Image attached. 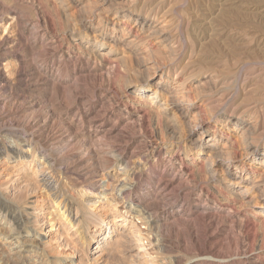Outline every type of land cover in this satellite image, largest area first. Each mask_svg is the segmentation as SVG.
<instances>
[{"label":"rangeland","instance_id":"obj_1","mask_svg":"<svg viewBox=\"0 0 264 264\" xmlns=\"http://www.w3.org/2000/svg\"><path fill=\"white\" fill-rule=\"evenodd\" d=\"M152 1L154 2V0H152ZM155 1L157 2V1H162V0H155ZM207 1L206 0H178V1H176V0L175 1L174 0H166L165 1L164 0L165 4H164L163 9L160 11L161 13H160L159 17H161V14L165 15L164 11H166V15L164 17V19L166 18L165 22H168V24L170 25L169 28H173V29L168 28L169 34H171L170 36L172 38V49L170 50L171 52L167 51L168 53L166 52L163 54L166 56L161 55L163 53L162 51H161V53L158 52L160 54V56L158 54V56H157L158 60L156 61L157 58H154V60L156 61V63H159V65H163L164 63H165V65L166 64L168 65L169 63L175 64V65L178 64L179 68L177 71L182 69L183 68L182 66L186 65V70L184 67L183 78L191 75V76H194V78H196V80L197 79L202 80L203 76L207 73L211 72L210 74H214L215 77H217L218 76L217 73L220 72L219 73L220 76H218L217 78L220 80V84H222L223 86L218 85V90L216 91L217 92L216 96L215 95L214 96L211 95L212 97L210 96V92H208V91H209V88L211 86H209V85H204L201 88H198V90H197V92L201 90L200 93H202V95H205V96H202V99H201L203 103H201L200 101L195 99V96L192 93V97H194V101H196V104H194V105L196 106V110L198 112H200L201 117H203V116L205 117L207 115V113H206L207 107L205 108V106H208V107L209 106H215L214 109H215L216 114L217 113L218 114L223 113L225 111L230 112V110L231 111L234 110L237 114L238 113L240 114L241 112H249V109L252 108L251 109L252 111L258 109L257 111L259 113V116H260V114L262 116V117L260 116L259 118L261 120H263V122H264V111H263L264 110L263 109L264 108V37H263L264 35H262L257 30L254 29V27H255L254 25H257V27H258L259 25L262 24V26H264V3H263L264 0H259V1L258 0H256V1L255 0H253V1L247 0V1L251 2L250 4H249V2H247L245 0H215L216 3L213 0L212 1L207 0ZM72 2L74 3V5H72V7L70 8V10L68 12V14L72 18L73 17L76 18L77 15L79 14V11L81 13L82 12H87V14L89 13L90 9H88V8H91L92 0H73ZM174 2H177V3L175 4ZM200 2L202 4H200ZM241 2H243L245 4H243ZM253 2L257 3V5L254 4ZM258 2L263 3V4H259ZM78 3H79V5H78ZM87 3H89V4H87ZM170 3H172V4L170 5ZM207 3L209 4V6ZM84 4L86 6H84ZM167 4H168V6H167ZM212 4H214V5H212ZM88 5H90V6H88ZM254 5H256V6H254ZM52 6H54V9L56 10V6L51 0L50 1L49 0H47V1L46 0H30V1L29 0H0V9H1L0 15L2 16V17L0 16V19H2V20H0V34H1L0 38L6 37L3 39V44L0 47V63H1L0 64V67H1L0 68V77H1L0 78V86H1V88H0L1 93L0 94L2 95V93H3L2 96L0 95V101H1L0 102V114L2 115V116L0 115V119L2 122L1 124L2 125L8 124V122L11 121V118L13 121L14 119L16 120L18 117L19 118L21 117L20 119L22 120V122L18 118L16 121L14 120L13 122L9 123V130L15 136H18L19 134H23L24 136L26 135L25 137H27L29 139L33 136L32 134H34L35 136H33V139L37 141V143H36V141H34L33 139H32L33 141L31 140L32 145H31L30 151H32V152H30V151L28 152L27 150H22V149H20L19 145L17 146V148L20 149L21 155H23V157H22L23 159H17L13 162H9L6 158V155L0 154V192H1L0 193V197H1L0 198V209L5 208L8 210V212H9L8 221L12 222L14 225L15 224L19 225V227H18L19 231L21 230L20 233L22 236L23 235L26 236L25 239H29V237L40 235V236H42L44 241L47 240V242H51L50 247H48L49 250L47 248V251H49L47 253L49 255H51V252H53L54 254L56 252L55 255H51V256H55L57 258L63 259V260H65V262H70V263L72 262L71 264H151L152 261L155 262L156 264H264V233L261 230L260 226L258 225V222H253L251 216L248 215V213L245 212L243 209L235 210L234 209L235 207L233 208L231 203H226L225 201L223 202L221 200L217 201L216 200L217 198H215L216 196H212L210 193H207L204 190L203 186H200V184H196L194 181H191V180H189L190 182L188 180H187V182H184L183 181L184 179L175 180L171 186H167L164 189L162 194L155 193V188L158 189L160 184H163V182H165L167 180L168 181L174 180L175 177H177V175H179L178 173H182L183 167L180 168V166H181L180 161L178 159L172 160L171 155L169 153H167V149L159 151L158 145H160V142H162V141L167 142V140H166L167 138L163 135L161 136L160 133L159 134L156 133L154 131V127L151 126V124L150 125L145 124V121L143 120L144 121L143 122L141 120V116H139L136 111H134L133 109H131L129 107H125L123 105L122 101L120 100V97H118L119 96V89H118L119 86L116 83V76H114L113 74L110 75L111 73L109 71H107V69H110L111 66H109L108 63L99 62L98 60H95V59L87 60L86 53H84V55H82L75 48H73L74 49L73 50L72 48L70 49L67 46L68 38H65L63 35L64 30L62 31V29H64V27L62 24V18H60L58 15H56L57 10L55 11L54 9H52L53 8ZM170 6L171 7L174 6V7H172V9L170 8L171 10L170 9L169 10L172 12L168 13L169 10L167 8H169ZM215 6L217 8L219 6L220 7L217 9ZM47 8L49 9V11H48L49 14L47 13ZM173 8H175V10ZM203 8H205V9H203ZM209 8H211V9H209ZM212 8H215V9H212ZM83 9H85L86 11L85 10L83 11ZM219 9H220V11H219ZM51 10H54L55 12L51 11ZM75 10H76V12H75ZM234 11L235 12L237 11V12L235 14H232L231 12H234ZM73 12H75V14L76 13L77 14L73 16V14H74ZM162 12H164V13H162ZM217 12L218 13L221 12L224 16L228 15L225 17L227 19L226 23H225L226 19L223 18V15L220 13L218 16ZM54 13H55V16H54ZM167 13H168V15H171V16H168ZM206 13L207 14L209 13V14L207 15ZM228 13H230V14H228ZM242 13L245 15H242ZM10 15L14 16L13 17L14 21ZM39 15H41V16H39ZM193 15H195V16H193ZM205 15H207V16H205ZM215 15L217 16V17H215V19L211 18V16L214 17ZM249 15H250V17H248ZM251 15H252V17H256V18H252ZM260 15H263V16L259 17ZM172 16H173V18H172ZM243 17H246L247 19L243 18ZM37 18L39 21L37 20ZM200 18L204 22H202ZM228 18H230V19H228ZM231 18H233V19H231ZM4 19H5V21H4ZM54 19L59 20V22L57 23V21H55ZM173 19H174V21L172 22ZM190 20H192V21H190ZM213 20H216L217 22H215ZM248 20H250V21H248ZM208 21L210 24L208 23ZM252 21H253V23H252ZM256 21H258V22H256ZM259 21H261V22H259ZM13 22L14 23L16 22V23L14 24ZM36 22H37V24H36ZM39 22H42V23H39ZM51 22L52 23L54 22V24H52ZM237 22H238V24H237ZM18 23H19V25H18ZM50 23L53 26H51ZM55 23L59 24L58 25V26H60L58 28L59 31L57 29H54V26H55V28L58 27L57 24L55 25ZM211 23H213V24H211ZM231 23H232V25H231ZM250 23L252 24V26ZM254 23H256V24H254ZM3 24L5 26L2 28L1 26H3ZM171 24H172V26L173 25L174 26L172 27ZM222 24H225V25H222ZM227 24L229 25V27L226 26ZM184 25H187V26L185 27ZM207 25H209V26H207ZM243 25L244 26L246 25V26L244 27ZM31 26H32V28H31ZM176 26H177V28H176ZM217 26H218V29H217ZM187 27H188V29H187ZM207 27H209V28H207ZM210 27L212 30L210 29ZM30 28L32 29L33 32L31 31ZM2 29H3V31H2ZM19 29H20V31H18ZM26 29H28V30H26ZM233 29H236V30L234 31ZM253 29L256 32H253ZM4 30H6V31H4ZM8 30H10V31H8ZM34 30H37V31H34ZM55 30L57 32H55ZM174 30L176 31L175 33H174ZM187 30H189L188 33H187ZM191 30H192V32H191ZM207 30H208V33H207ZM214 30H216V31H214ZM231 30H233V31H231ZM22 31H24V32H22ZM180 31L182 33H179ZM203 31H205L206 34ZM2 32H4L5 34ZM18 32H19V34H18ZM184 32H185V35H184ZM31 33H33L34 35H30ZM193 33H194V35H193ZM211 33L214 35H212ZM218 33L220 35H218ZM228 33H229V36H228ZM238 33L240 36L238 35ZM180 34H182V35H180ZM209 35H212V36H209ZM22 36H24V37H22ZM176 36H177V38H176ZM20 37H21V39H20ZM27 37H29V38H27ZM226 37H227V40H226ZM232 37H234L235 40ZM22 38H23V40H22ZM24 38L26 40H24ZM60 38H61V40H60ZM64 38H65V40H64ZM206 38L208 39V41ZM209 38L210 39L212 38L211 41L212 40L215 41V42L212 41V43L213 44L215 43L214 45L217 48L214 47V45L211 43ZM240 38L243 39L242 42H241ZM176 39L178 42L176 41ZM216 39H217V41H216ZM229 39H231V41H228ZM196 40H198V41H196ZM238 40L240 43L238 42ZM179 41H180V43H179ZM232 41H234V42H232ZM186 42L188 45L186 44ZM198 42H201V43H198ZM203 42H205V44H207L206 46H204V48H203V45H205V44ZM207 42L209 44L211 43L210 46L212 47V49L208 45ZM229 42L232 43V45L235 44L236 47L234 45L232 46ZM9 43H10V45H9ZM14 43H15V45H14ZM16 43H17V46H16ZM26 43H27V45H25ZM42 43H44V44H42ZM236 43L237 44L239 43V44L237 45ZM245 43L248 45H246ZM7 44H8V46H7ZM175 45H177L178 47L176 46L177 47L176 48ZM180 45H181V47H180ZM189 45L191 46L190 49H189ZM219 45H220V47H219ZM48 46H50V47H48ZM58 46H61V47H58ZM196 46L197 47L199 46V48H196ZM45 47H47V48H45ZM179 47H180V49H179ZM207 47H209V50L207 49L208 52L206 51ZM174 48H176L177 50ZM191 48H194V49H191ZM202 48L205 50H203ZM230 48H232L233 51ZM42 49H43V51H42ZM48 49H49L50 53H48L49 52ZM56 49H58V50H56ZM214 49L216 51L217 50L218 51L216 52ZM40 50L42 52L48 53L51 58L48 56V54L40 53L41 52ZM199 50H203V52L205 51L206 54L202 53V51L200 52ZM212 50H214V52ZM31 51H32V54H31ZM51 51H53V52H51ZM176 51H177V53L174 54V52H176ZM181 51H182V53H181ZM183 51H185V52H183ZM197 51H199L201 54L200 53L197 54ZM226 51H227V53H226ZM189 52H190V54H189ZM192 52H193V55L191 54ZM39 53H40V55H39L40 57L38 56ZM171 53H173V54H171ZM218 53L220 54V56ZM178 54H180V56ZM195 54H197V55H195ZM231 54L233 57L235 56L234 59L237 57L236 60H234V59H233L234 61L232 60L233 57L231 56ZM182 55H183V57H182ZM198 55H199V58H198ZM59 56H60V58H59ZM62 56L64 59L62 58ZM77 56H79V58ZM195 56H197V57H195ZM210 56H211V58H210ZM216 56H218V57H216ZM5 57H7V58H5ZM46 57H48V58H46ZM187 57H189V58L187 59ZM194 57L196 58V60ZM32 58L34 60H32ZM45 58H46V60H45ZM76 58H78V59H76ZM162 58L163 59L165 58V59L163 60ZM166 58L168 59L169 63L166 60ZM190 58H191V61L189 60ZM216 58H217V62L215 60ZM218 58H220V59H218ZM22 59H24V60H22ZM81 59H83V60H81ZM160 60H163V61H160ZM187 60L190 63L193 62L192 64H190L191 66L187 65L189 63ZM193 60H195L199 63L194 62ZM225 60H226V62H225ZM171 61H172V63H171ZM86 62H88V63H86ZM89 62H91V63H89ZM161 62H162V64H161ZM223 62H225L226 64ZM31 63H32V65H31ZM52 63H53V65H52ZM58 63H59V65H58ZM60 63H62V64H60ZM96 63L99 66L96 65ZM126 63L128 64V65L126 64V66H129L131 64L129 61H127ZM204 63H206L207 66H205ZM211 63L214 65L218 64V66H219V67L217 66L218 69H217L216 65L214 66ZM63 64H65V65H63ZM106 64H108V66ZM199 64L200 65L202 64L201 66L203 67V69H201L202 67L200 68ZM203 64H204V66H203ZM209 64H211L210 65L211 67L209 66ZM66 65H68V66H66ZM197 67H198V69H197ZM206 67L207 68L209 67L210 71H208V69ZM213 67H215L213 69V70L216 69L215 71H213L211 69ZM205 68L207 69L208 72L206 71ZM196 70H198V71H196ZM237 70H239V71H237ZM44 71H46V72H44ZM72 71H73V73H72ZM203 71H205V72H203ZM212 71L215 73L217 71L218 72L215 74ZM234 71L236 72V74ZM2 72L5 76L2 74ZM25 72H26V74H25ZM243 74H245V76ZM258 74H260V75H258ZM107 75L111 76V79L109 78V81H108ZM159 75H160V73H158V75L156 74L152 78L153 83H155L159 80ZM44 76H46V77H44ZM236 76L239 79H237ZM94 77L96 80L94 79ZM172 77H174V76H172ZM234 77L236 78V80ZM142 78H143V76H133V77H129L128 81L130 82V84H135L137 80L142 79ZM111 80H112V82H111ZM244 80L246 81V83ZM5 81H7V82H5ZM16 82H18V83H16ZM110 82H111V84H109ZM113 82L117 85H115ZM241 82L243 83V85H240ZM233 84H235V85H233ZM246 84H248V85H246ZM230 85H231V87H230ZM13 86H15V87H13ZM69 86H71V87H69ZM220 86H222L223 88H226V89L228 88V89L223 90V88ZM192 88L193 87H191V90L194 92L195 88H193V89ZM219 88H221V89H219ZM204 89H207V90H204ZM202 90L204 93L205 92L206 93L204 94L202 92ZM12 92H13V94H12ZM114 92L117 95H114ZM221 93L224 95H222ZM207 94H209V95H207ZM225 94H228L229 96L228 95L225 96ZM218 95H220V99H217V97H219ZM222 97H223V99H222ZM6 98H8V99H6ZM224 98H226V99H224ZM204 99H205V101H204ZM10 100L12 103L10 102ZM14 101H16V103ZM7 102H9L11 104H8ZM107 103H109V104H107ZM221 103H222V105L220 106ZM7 104H8V106H7ZM19 104H20V106H19ZM21 104L23 105L24 108L23 107L21 108V106H22ZM207 104H209V105H207ZM215 104L217 105V107ZM243 104H245V105H243ZM2 105L3 106L6 105L7 108L12 107L13 110H12V108L11 109L8 108L9 109V111H8L6 106L4 108ZM11 105H13V106H11ZM25 105H26V107H25ZM101 105H103V106H101ZM254 105H256V106H254ZM106 106H108V107H106ZM110 106H113V109ZM218 106H220V108ZM109 107H110V109H109ZM198 107H200V108H198ZM202 107L204 109H201ZM3 108H4V110H3ZM103 108L104 109L107 108L106 110H109V111H105V110H103ZM34 109H36V110H34ZM243 109L244 110L246 109V110L243 111ZM15 110L16 111L18 110L17 111L18 114L17 113L15 114ZM22 110H23V112H22ZM38 110H40V111H38ZM211 110H212V108H211ZM219 110H221V111H219ZM37 111L40 112V114ZM100 111L104 112V113H101ZM217 111H219V112H217ZM10 112H12V113L10 114ZM96 112H98V113L100 112L101 114L100 113L96 114ZM203 112H205V113H203ZM31 113L35 116H32L33 117L32 120L30 118L31 123H30V126L28 128L26 123H28L27 121L29 120ZM35 113H38V115ZM17 115H18V117H17ZM25 115H27V116L24 118ZM99 115H100V119L98 117ZM8 116H10V117H8ZM118 116H120V117H118ZM13 117H15V118L13 119ZM37 117H39V118H37ZM95 117L97 118V120ZM116 117H117V121H115ZM9 119H10V121H9ZM92 119H95V120H92ZM24 120H26V121H24ZM30 120H29V122H30ZM5 121H6V123H4ZM132 121L134 124L132 123ZM24 122H25L26 127L22 128V127H24L23 126ZM35 122H37V123H35ZM136 122H138V124ZM20 123H22V124H20ZM45 123H47V124H45ZM146 123H148V122H146ZM31 124L34 126H32ZM35 124L36 125L38 124L39 126L38 125L36 126ZM68 124H70V125H68ZM75 124H76V126H75ZM18 125H19V127H17ZM63 125L65 126V128ZM66 125L71 127V130ZM128 125H132V126H128ZM144 125L146 127H143ZM262 126H263L262 130L264 131V124H262ZM36 127H37V129H36ZM127 127L131 128V129H129ZM30 128H31V131H30ZM88 128H90V129H88ZM95 128H98V129L96 130ZM55 129H57V130H55ZM66 129L68 131H65ZM124 130H125V133L128 134L127 137H125V138H123V136L126 135V134H123ZM31 132H33V133H31ZM49 134H50V136H49ZM60 135L62 137H59ZM156 135H157V137H156ZM53 137H56V138L54 139ZM40 138H43V139H40ZM49 138H51V139H49ZM0 139H1V137H0ZM1 140H3V139H1ZM53 140H55V141L58 140V141H56V143L60 144L59 146H63L64 149L60 150V151L59 150L56 151L57 153L49 152L50 151L49 145L50 144L52 145L55 142ZM65 140H67V142ZM96 141H98V142H96ZM38 142H39V144H38ZM64 142H66V143H64ZM1 143H2V147H4L3 143L5 144V142L2 141ZM46 143H47V146H46ZM68 143L70 146H68ZM40 144L42 147L40 146ZM74 144H75V146H74ZM94 144H96V145L94 146ZM65 145L68 146L71 150H68L69 148L68 147L66 148ZM71 145H73V146H71ZM78 145H79V148L76 147ZM82 145H84V146H82ZM106 145H107V147H106ZM32 146H33V148H32ZM122 147H124V148H122ZM72 148H74V149L72 150ZM76 148H78V149L76 150ZM106 148H107V150H106ZM108 148H109V150H108ZM82 149L85 151H83ZM102 149H104V150H102ZM80 150H82V151H80ZM77 151H78V153H76ZM94 151L100 152V154L96 153ZM114 151H118V153H120V152L122 153V154L120 153L122 155L120 158V160H121L120 164L114 163V159L111 160L112 158H114V155H115ZM153 151H157V153L159 154L157 159L155 157L156 154L153 155ZM101 152H103V153H101ZM106 152H108V153H106ZM135 152H136V154H135ZM12 153L17 154V151L15 150ZM44 153H45V155L47 154V156L49 157L48 160H50L51 163L56 164V162H58V161L62 162V163L60 162V164H62V165L56 164V167H55L56 171L57 172L59 171L57 173L58 175L56 176L57 178H55V180L58 182L60 181L58 183V188H57L59 192L58 191H57L58 193L56 192V194H55L56 196L48 195V192L45 191V189H43V187L41 186L39 178L36 176V174L34 175V169H33L34 165H32L31 162L36 157L40 158L41 154H44ZM63 153H65V154H63ZM86 153H87V155L92 154V156L89 157L86 155ZM55 154L57 155V157ZM10 155H13V154H10ZM129 156L131 159L129 158ZM91 157H92V159H91ZM101 157H103V158H101ZM52 158H53V160H52ZM28 159H29V161H28ZM90 159H91V161H90ZM167 159H168V161H167ZM93 160L98 165H96L94 162H92ZM125 160H127V161H125ZM140 160L142 162L146 163V165L138 166V161H140ZM21 162H22V165H21ZM106 163H109V164H106ZM110 163H112V164H110ZM144 163H142V164H144ZM63 164H65V165H63ZM125 164H128V167L126 168L127 171L129 170L130 172H137L136 173L137 177H135L132 180L134 182H131L132 186L130 188V192H129L128 196L125 199L120 196L118 198H114V201H110L111 199L107 198V196L110 197V193L106 192L107 194H105V193L103 194L104 198L103 197L97 198V201L95 199L94 200L95 203H94V201H89L90 198H87V195L90 193V191H92L91 193L94 192L93 194L97 193V191L99 190L98 187L101 185L99 183V181L103 182L107 176L109 181L112 180V182H114V179H116V176H117L118 172H120V169H121V166H119V165H122V167H123V165H125ZM90 165H92L93 168ZM85 167H86V169H85ZM103 167H104V170H103ZM24 170H25V172H24ZM86 171H88V174ZM29 172H30V175H29ZM65 173H68V174H65ZM76 175L78 178L76 177ZM31 176H33L35 179ZM92 176L93 177L95 176L96 179H93ZM98 176L101 177V179L98 178ZM171 176H173V177H171ZM58 178H60V179H58ZM183 178H184V176H183ZM33 179H34L35 183H38V184H34ZM97 180H98V183L94 184L93 185L94 188H93L92 184H90V183L92 181L97 182ZM161 181H163V182H161ZM31 183L33 185H31ZM39 185H40V187H39ZM54 185H56V182H54ZM178 185H180V186H178ZM190 185L192 187H190ZM181 186H182V188H181ZM199 187H200V189H199ZM175 189H176V191H179V192L177 193L176 191H173ZM60 193L63 194L62 199L60 198L61 199L60 200L58 197L57 198L58 202H57L56 200H54V198L57 196H61ZM154 193H155V195H157L158 200L155 199V201H152V200H154V196H155ZM166 193L169 195L166 196ZM196 196H200V197H196ZM2 197H3V199H2ZM185 199H187V200H185ZM4 200H6V201L4 202ZM157 201H159V202L156 203ZM8 202H10V203H8ZM70 203H71V205H70ZM196 203H197V205H196ZM64 204H65V207H69V208L71 207V209H72V214L67 219L68 221L65 218H63L61 215L58 214V213H62V211H60L59 209H62ZM189 204H190V206H189ZM207 204H209V205H207ZM130 205L132 206L131 209H130ZM14 206H16V208ZM149 207H150V209H149ZM143 208H145L144 212H146V215H147V216L145 215L144 217L147 218L148 215L151 217H148L147 219H144V221L143 220L141 221L137 217V214H136L137 211L136 210H140ZM230 208H232V211ZM229 210L231 212H229ZM233 211L236 214H233L234 213ZM15 213H16V215H15ZM207 213L210 215H208ZM12 214H14V215H12ZM211 214H213V215H211ZM19 215H21V216H19ZM56 215L60 216L59 219L55 220V222H54L55 224H50L49 219H51V217L54 218V216H56ZM76 215H77V219H76ZM13 216L15 219L13 218ZM15 216H17V218L18 217H20V218L17 219ZM43 216H45L46 218ZM203 216H204V218H203ZM207 217H209V218H207ZM137 218L141 222L137 221ZM117 219H122V222H119L118 224L125 225V227L127 228V230H126L127 234H126V232L123 233L125 236H123V234L120 235V232H117V231L111 233L112 228L110 231H108V229H107V227L110 228L112 226V224H110L108 221H111V220L116 221ZM23 220H25L26 222ZM47 220H48V224H47ZM14 221H16V222H14ZM56 222H57V224H56ZM144 222L145 223L147 222V223L145 224ZM140 223H142V225ZM51 225H52V228H51ZM56 226H57V228H56ZM66 229H67V231H66ZM133 229H134V231H133ZM137 229H138V231H137ZM60 231H61V233H60ZM131 231H132V233H131ZM140 231H141V233H140ZM106 232H110L111 238L108 239V241H105V242L100 241L99 242L101 237H103ZM128 232H130V233L128 234ZM63 233L66 234V236L63 235ZM148 234H150L151 236H149ZM138 235L139 236L141 235V236L138 237ZM146 235H148V236L146 237ZM63 237H64V239H63ZM142 237L144 238V240L142 239ZM52 238H53V240H52ZM116 238L119 239L118 242H117ZM137 238L140 239L139 241H141V242H139V241H138L139 243L136 242ZM54 240L56 241V243H53V242H55ZM147 240H148V242H146ZM58 243H60L61 245ZM112 243H114V244L112 245ZM25 244H26V246H28V243H25ZM97 246H103V248L97 250L96 249ZM55 247H56V249H55ZM57 250H58V252H57ZM101 252H104V253L107 252V254L104 257H102L101 260H98L96 257ZM147 253L150 254L149 258H151L152 261L146 260L147 259V255H146ZM138 257H140V258H138ZM168 261H170V262L173 261V262L170 263ZM1 262L2 261H0V263Z\"/></svg>","mask_w":264,"mask_h":264},{"label":"bare ground","instance_id":"obj_2","mask_svg":"<svg viewBox=\"0 0 264 264\" xmlns=\"http://www.w3.org/2000/svg\"><path fill=\"white\" fill-rule=\"evenodd\" d=\"M30 1V0H29ZM47 1V0H46ZM50 1V0H49ZM55 6H56V10L54 9V6H52L55 11H56V15H58L60 18H62V24L64 29H62V31L64 32V37L68 38V44L67 46L71 49L75 48L76 50H78L82 55H84V53H86L87 55V60H98L99 62H105L108 63L109 66H111L110 69H107V71H109L111 74L110 75H114L116 76V83L119 86V96L120 100L122 101L123 105L125 107H129L131 109H133L134 111L137 112V114L139 116H141V120L145 121V124H151V126L154 127V131L156 133H160L161 136H165L167 139V142H163L160 138V140L162 142H160V145H158L159 151L167 149V153H169L172 157V160H179L181 163L180 168L183 167V171L182 173H178L179 175H177V177H175L174 180H167L165 182H163V184L159 185V188L156 189L155 188V193H160L162 194L164 189L167 186H171L172 183L175 180H182L184 182H187V180H191L194 181L196 184H200V186H203L204 190L207 193H210L212 196H216L215 198H217V201H225L226 203H231L232 207L235 210L238 209H243L245 212L248 213V215L251 216L253 222H258V225L260 226L261 230L264 233V131L262 130L263 126L262 124H264L263 120H261L259 117V113H258V109L252 111L251 109H249V112H241L240 114L236 113L234 110H230V112L225 111L223 113H217L215 112V106H205L206 110H207V115L204 117H201L200 112H198L196 110V106L194 104H196V101H194V97H192V93L195 96V99H197L198 101L202 102V93H200V91L197 92L198 88H201L204 85H209L211 86L209 88L210 92V96H216L217 95V90H218V85H222L220 84V80L215 77L214 74H210L207 73L203 76L202 80H196V78H194V76H187L185 78H183L184 75V67L186 70V65L182 66L183 68L180 69L179 71V65H175V64H170L168 61V57L166 58V60L168 61V65L165 63L163 65H159V63H156V61L158 60L157 56H158V52L161 53V51L163 52L161 55H163L164 53H166L167 51H170L172 49V38H171V34H169L168 28H169V24L168 22H165V15H166V11L165 15L161 14V17H159L160 15V11L163 9L164 7V0L162 1H155L154 2L152 0H92L91 3V8L89 10V13L87 14V12H80L77 15L76 18H72L68 12L70 10V8L72 7V5H74V3L72 2L73 0H51ZM166 1V0H165ZM175 1V0H174ZM178 1V0H176ZM207 1V0H206ZM210 1V0H209ZM212 1V0H211ZM215 1V0H213ZM247 1V0H245ZM253 1V0H251ZM256 1V0H255ZM259 1V0H258ZM78 2V1H77ZM156 2V3H155ZM169 2V1H168ZM208 2V1H207ZM249 2V1H247ZM261 2V1H260ZM259 4H263L260 3ZM83 3V2H82ZM90 3V2H89ZM87 3V4H89ZM175 4L177 2H174ZM209 3V2H208ZM207 3V4H208ZM212 3V2H211ZM216 3V1H215ZM214 3V4H215ZM243 3V2H241ZM251 2H249L250 4ZM254 4L257 5V3L253 2ZM3 4V3H2ZM172 3H170L171 5ZM200 4H202L200 2ZM212 4V5H214ZM245 4V3H243ZM53 5V4H52ZM79 5V3H78ZM77 5V6H78ZM216 5V4H215ZM253 5V4H252ZM251 5V6H252ZM254 5V6H256ZM84 6H86L84 4ZM90 6V5H88ZM168 6V4H167ZM176 6V5H175ZM207 6V5H206ZM209 6V4H208ZM211 6V5H210ZM243 6V5H242ZM259 6V5H258ZM174 7V6H172ZM172 7L170 6L169 8H167L168 10ZM216 7V6H215ZM220 7V6H219ZM218 7V8H219ZM239 7V6H238ZM12 8V7H11ZM51 8V7H50ZM84 8V7H83ZM217 8V7H216ZM217 8V9H218ZM166 9V8H165ZM164 9V10H165ZM170 9V10H171ZM175 10V8H173ZM199 9V8H198ZM205 9V8H203ZM211 9V8H209ZM215 9V8H212ZM1 10V9H0ZM18 10V9H17ZM51 10V11H54ZM85 9H83L84 11ZM172 12V11H170ZM173 10V11H174ZM222 10V9H221ZM11 11V10H10ZM49 9L47 8V13L49 14ZM54 11V12H55ZM86 11V10H85ZM207 11V10H206ZM220 11V9H219ZM223 11V10H222ZM17 12V11H16ZM76 12V10H75ZM75 12H73V16L76 15ZM162 12V13H164ZM237 12V11H236ZM231 12L232 14L236 13ZM9 13V12H8ZM20 13V12H19ZM52 13V12H51ZM167 13V15H168ZM218 13V12H217ZM221 13V12H220ZM218 13V16L219 14ZM241 13V12H240ZM15 14V13H14ZM13 14V15H14ZM47 14V15H48ZM53 14V13H52ZM172 14V13H171ZM207 14V13H206ZM209 14V13H208ZM207 14V15H208ZM214 14V13H213ZM222 14V13H221ZM230 14V13H228ZM251 14V13H250ZM46 15V14H45ZM197 15V14H196ZM204 15V14H203ZM205 15V16H207ZM223 15V14H222ZM242 15H245L242 13ZM259 15V14H258ZM1 16V15H0ZM11 16V15H10ZM22 16V15H21ZM41 16V15H39ZM55 16V13H54ZM171 16V15H168ZM195 16V15H193ZM202 16V15H201ZM228 16V15H226ZM226 16L223 15V18H225ZM230 16V15H229ZM232 16V15H231ZM257 16V15H256ZM263 15H260L259 17H262ZM2 17V16H1ZM12 19L14 16H11ZM35 17V16H34ZM167 17V16H166ZM198 17V16H197ZM209 17V16H208ZM217 17L216 15L214 17L211 16V18ZM235 17V16H234ZM238 17V16H237ZM250 17V15L248 16ZM252 17V15H251ZM36 18V17H35ZM45 18V17H44ZM43 18V19H44ZM48 18V17H47ZM51 18V17H50ZM53 18V17H52ZM168 18V17H167ZM173 18V16H172ZM196 18V17H195ZM236 18V17H235ZM234 18V19H235ZM246 18V17H243ZM242 18V19H243ZM252 18H256V17H252ZM11 19V20H12ZM25 19V18H24ZM163 21H162V20ZM193 19V18H192ZM201 19V18H200ZM220 19V18H219ZM226 19V18H225ZM230 19V18H228ZM233 19V18H231ZM247 19V18H246ZM251 19V18H250ZM261 19V18H260ZM2 20V19H0ZM38 20V18H37ZM55 20V19H54ZM218 20V19H217ZM222 20V19H221ZM224 20V19H223ZM236 20V19H235ZM238 20V19H237ZM253 20V19H252ZM262 20V19H261ZM5 21V19H4ZM14 21V19H13ZM39 21V20H38ZM45 21V20H44ZM50 21V20H49ZM57 21V23L59 22V20H55ZM170 21V20H169ZM174 21V19L172 20V22ZM192 21V20H190ZM202 21V19H201ZM210 21V20H209ZM208 21V23H209ZM215 22H217L216 20H213ZM220 21V20H219ZM225 21V20H224ZM231 21V20H230ZM229 21V22H230ZM250 21V20H248ZM11 22V21H10ZM189 22V21H188ZM204 22V21H202ZM227 22V19L225 21V23ZM228 22V23H229ZM258 22V21H256ZM261 22V21H259ZM14 23V22H13ZM16 23V22H15ZM14 23V24H15ZM26 23V22H25ZM42 23V22H39ZM52 23V22H51ZM50 23V25H51ZM55 23V25L57 24ZM171 23V22H170ZM185 23V22H184ZM190 23V22H189ZM207 23V24H208ZM244 23V22H243ZM242 23V24H243ZM248 23V22H247ZM253 23V21H252ZM37 24V22H36ZM35 24V25H36ZM54 24V22L52 23ZM175 24V23H174ZM179 24V23H178ZM195 24V23H194ZM200 24V23H199ZM204 24V23H203ZM210 24V23H209ZM213 24V23H211ZM230 24V23H229ZM238 24V22H237ZM251 24V23H250ZM256 24V23H254ZM258 24V23H257ZM260 24V23H259ZM7 25V24H6ZM19 25V23H18ZM34 25V26H35ZM59 24H57L58 26ZM189 25V24H188ZM193 25V24H192ZM202 25V24H201ZM200 25V26H201ZM225 25V24H222ZM232 25V23H231ZM230 25V26H231ZM249 25V24H248ZM5 25L3 24V26H1L2 28ZM49 26V25H48ZM53 26V25H51ZM172 26V24H171ZM174 26V25H173ZM172 26V27H173ZM178 26V25H177ZM176 26V28H177ZM185 27L187 25H184ZM209 26V25H207ZM214 26V25H213ZM216 26V25H215ZM226 26L229 27V25L227 24ZM242 26V25H241ZM244 26V25H243ZM246 26V25H245ZM244 26V27H245ZM252 26V24H251ZM254 29L257 30L259 33H261L262 35H264V26L259 25L257 27V25H254ZM60 26H58L57 29ZM197 27V26H196ZM212 27V26H211ZM210 27V29H211ZM223 27V26H222ZM243 27V28H244ZM6 28V27H5ZM32 28V26H31ZM30 28V29H31ZM49 28V27H48ZM180 28V27H179ZM182 28V27H181ZM191 28V27H190ZM209 28V27H207ZM213 28V27H212ZM225 28V27H224ZM232 28V27H231ZM239 28V27H238ZM9 29V28H8ZM12 29V28H11ZM16 29V28H15ZM36 29V28H35ZM40 29V28H39ZM169 29H173V28H169ZM188 29V27H187ZM218 29V26H217ZM216 29V30H217ZM230 29V28H229ZM241 29V28H240ZM253 32H256L254 31ZM22 30V29H21ZM28 30V29H26ZM51 30V29H50ZM176 30V29H175ZM174 30V33L176 32ZM181 30V29H180ZM185 30V29H184ZM183 30V31H184ZM194 30V29H193ZM205 30V29H204ZM212 30V29H211ZM214 30V31H216ZM234 31L236 29H233ZM231 30V31H233ZM238 30V29H237ZM3 31V29H2ZM6 31V30H4ZM10 31V30H8ZM20 31V29L18 30ZM32 31V29H31ZM37 31V30H34ZM47 31V30H46ZM45 31V32H46ZM54 31V30H53ZM59 31V30H58ZM61 31V30H60ZM178 31V30H177ZM189 30H187L188 33ZM218 31V30H217ZM222 31V30H221ZM230 31V30H229ZM24 32V31H22ZM21 32V33H22ZM29 32V31H28ZM33 32V31H32ZM55 32H57L55 30ZM186 32V31H185ZM184 32V35H185ZM192 32V30H191ZM190 32V33H191ZM205 32V31H203ZM219 32V31H218ZM237 32V31H236ZM240 32V31H239ZM257 32V33H258ZM4 33V32H2ZM9 33V32H8ZM44 33V32H43ZM179 33H182L181 31ZM189 33V34H190ZM208 33V30H207ZM258 33V34H259ZM5 34V33H4ZM7 34V33H6ZM19 34V32H18ZM29 34V33H28ZM37 34V33H36ZM42 34V33H41ZM53 34V33H52ZM59 34V33H58ZM173 34V33H172ZM206 34V32H205ZM210 34V33H209ZM212 34V33H211ZM216 34V33H215ZM227 34V33H226ZM1 35V34H0ZM21 35V34H20ZM30 35H34L33 33H31ZM178 35V34H177ZM182 35V34H180ZM179 35V36H180ZM191 35V34H190ZM194 35V33H193ZM199 35V34H198ZM197 35V36H198ZM214 35V34H212ZM209 35V36H212ZM218 35H220L218 33ZM239 35V33H238ZM3 36V35H2ZM6 36V35H5ZM29 36V35H28ZM43 36V35H42ZM58 36V35H57ZM174 36V35H173ZM217 36V35H216ZM215 36V37H216ZM229 36V33H228ZM240 36V35H239ZM24 37V36H22ZM26 37V36H25ZM33 37V36H32ZM44 37V36H43ZM182 37V36H181ZM186 37V36H185ZM208 37V36H207ZM242 37V36H241ZM253 37V36H252ZM264 37V36H263ZM6 38V37H4ZM4 38H0V47L3 44V39ZM29 38V37H27ZM31 38V37H30ZM45 38V37H44ZM64 38V40H65ZM177 38V36H176ZM201 38V37H200ZM234 39V37H232ZM250 38V37H249ZM10 39V38H9ZM21 39V37H20ZM50 39V38H49ZM57 39V38H56ZM182 39V38H181ZM207 39V38H206ZM210 39V38H209ZM212 39V38H211ZM210 39V41H211ZM23 40V38H22ZM24 40H26L24 38ZM58 40V39H57ZM61 40V38H60ZM180 40V39H179ZM227 40V37H226ZM235 40V39H234ZM241 42L243 41L242 38H240ZM34 41V40H33ZM32 41V42H33ZM50 41V40H49ZM177 41V39H176ZM181 41V40H180ZM179 41V43H180ZM186 41V40H185ZM198 41V40H196ZM201 41V40H200ZM208 41V39H207ZM209 41V42H210ZM214 41V40H212ZM211 41V43H212ZM217 41V39H216ZM219 41V40H218ZM228 41H231V39H229ZM227 41V42H228ZM261 41V40H260ZM11 42V41H10ZM16 42V41H15ZM43 42V41H42ZM54 42V41H53ZM174 42V41H173ZM178 42V41H177ZM215 42V41H214ZM234 42V41H232ZM239 42V40H238ZM12 43V42H11ZM18 43V42H17ZM16 43V46H17ZM28 43V42H27ZM27 43L25 45H27ZM50 43V42H49ZM48 43V44H49ZM52 43V42H51ZM55 43V42H54ZM175 43V42H174ZM185 43V42H184ZM191 43V42H190ZM201 43V42H198ZM205 44V42H203ZM208 43V42H207ZM211 43L208 45L210 46ZM230 43V42H229ZM240 43V42H239ZM238 43V44H239ZM13 44V43H12ZM44 44V43H42ZM187 44V42H186ZM192 44V43H191ZM213 44V43H212ZM215 44V43H214ZM213 44V45H214ZM219 44V43H218ZM217 44V45H218ZM232 45V43H230ZM237 44V43H236ZM237 44V45H238ZM246 44V43H245ZM260 44V43H259ZM10 45V43H9ZM15 45V43H14ZM50 45V44H49ZM58 45V44H57ZM178 45V44H177ZM175 45V47L177 46ZM184 45V44H183ZM188 45V44H187ZM186 45V46H187ZM200 45V44H199ZM202 45V44H201ZM207 44L203 45L206 46ZM235 46V44H233ZM232 45V46H233ZM248 45V44H246ZM8 46V44H7ZM39 46V45H38ZM47 46V45H46ZM258 46V45H257ZM14 47V46H13ZM12 47V48H13ZM50 47V46H48ZM55 47V46H54ZM61 47V46H58ZM178 47V46H177ZM176 47V48H177ZM181 47V45H180ZM179 47V49H180ZM184 47V46H183ZM182 47V48H183ZM190 45H189V49H190ZM211 47V46H210ZM215 47V45H214ZM213 47V48H214ZM220 47V45H219ZM236 47V46H235ZM262 47V46H261ZM33 48V47H32ZM42 48V47H41ZM40 48V49H41ZM47 48V47H45ZM68 48V49H69ZM174 48V49H176ZM196 48H199V46ZM195 48V49H196ZM202 48V49H203ZM217 48V47H215ZM234 48V47H233ZM3 49V48H2ZM9 49V48H8ZM34 49V48H33ZM50 49V48H49ZM48 49V51H49ZM66 49V48H65ZM184 49V48H183ZM194 49V48H191ZM209 47L206 48V51L208 52ZM212 49V47H211ZM232 51L233 49L230 48ZM32 50V49H31ZM47 50V49H46ZM45 50V51H46ZM54 50V49H53ZM58 50V49H56ZM74 50V49H73ZM118 50V51H117ZM177 50V49H176ZM187 50V49H186ZM205 50V49H203ZM203 50H199L200 52L202 51V53L206 54V52ZM215 50V49H214ZM214 50H212L214 52ZM7 51V50H6ZM33 51V50H32ZM31 51V54H32ZM41 51V50H40ZM43 51V49H42ZM40 52V53H45L48 54L50 53V51L48 53L46 52ZM62 51V50H61ZM65 51V50H64ZM174 51V50H173ZM192 51V50H191ZM194 51V50H193ZM199 51H197V54L200 53ZM216 51V50H215ZM218 51V50H217ZM216 51V52H217ZM225 51V50H224ZM5 52V51H4ZM8 52V51H7ZM13 52V51H12ZM37 52V51H36ZM53 52V51H51ZM171 52V51H170ZM169 52V53H170ZM180 52V51H179ZM185 52V51H183ZM187 52V51H186ZM215 52V53H216ZM40 53L38 54V56L40 55ZM168 53V52H167ZM177 53L174 52V54ZM182 53V51H181ZM180 53V54H181ZM223 53V52H222ZM227 53V51H226ZM229 53V52H228ZM231 53V52H230ZM22 54V53H21ZM28 54V53H27ZM34 54V53H33ZM173 54V53H171ZM170 54V55H171ZM180 54H178L180 56ZM190 54V52H189ZM193 55V52L191 53ZM195 54V55H197ZM201 54V53H200ZM199 54V55H200ZM217 54V53H216ZM219 54V53H218ZM233 54V53H232ZM231 54V56H232ZM237 54V53H236ZM8 55V54H7ZM12 55V54H11ZM14 55V54H13ZM30 55V54H29ZM43 55V54H42ZM168 55V54H167ZM186 55V54H185ZM198 55V58H199ZM49 56V54H48ZM160 56V54H159ZM166 56V55H163ZM169 56V55H168ZM172 56V55H171ZM187 56V55H186ZM220 56V54H219ZM3 57V56H2ZM23 57V56H22ZM32 57V56H31ZM35 57V56H34ZM40 57V56H39ZM45 57V56H44ZM50 57V56H49ZM79 58V56H77ZM173 57V56H172ZM183 57V55H182ZM185 57V56H184ZM191 57V56H190ZM193 57V56H192ZM197 57V56H195ZM194 57V58H195ZM201 57V56H200ZM218 57V56H216ZM233 57V56H232ZM235 57V56H234ZM234 57L232 58V60L234 59ZM7 58V57H5ZM4 58V59H5ZM48 58V57H46ZM45 58V60H46ZM51 58V57H50ZM60 58V56H59ZM63 58V56H62ZM76 58V59H78ZM154 58H157L156 61L154 60ZM189 57H187L188 59ZM202 58V57H201ZM204 58V57H203ZM211 58V56H210ZM237 58V57H236ZM236 58L234 60H236ZM239 58V57H238ZM11 59V58H10ZM18 59V58H17ZM16 59V60H17ZM28 59V58H27ZM64 59V58H63ZM160 59V58H159ZM163 59V58H162ZM165 59V58H164ZM163 59V60H164ZM176 59V58H175ZM193 59V58H192ZM220 59V58H218ZM13 60V59H12ZM24 60V59H22ZM26 60V59H25ZM32 60H34L32 58ZM83 60V59H81ZM160 60V61H163ZM177 60V59H176ZM185 60V59H184ZM191 61V58L189 59ZM196 60V58H195ZM193 60L194 62H197ZM206 60V59H205ZM211 60V59H210ZM217 62V58L215 59ZM233 60V61H234ZM2 61V60H1ZM5 61V60H4ZM129 61L131 64V66H126V62ZM166 61V62H167ZM179 61V60H178ZM188 61V60H187ZM203 61V60H202ZM212 61V60H211ZM232 61V62H233ZM14 62V61H13ZM24 62V61H23ZM174 62V61H173ZM180 62V61H179ZM189 62V61H188ZM187 62V63H188ZM226 62V60H225ZM223 62V63H225ZM63 63V62H62ZM60 63V64H62ZM73 63V62H72ZM77 63V62H76ZM88 63V62H86ZM85 63V64H86ZM91 63V62H89ZM172 63V61H171ZM184 63V62H183ZM193 62H189L187 65L192 64ZM199 63V62H197ZM208 63V62H207ZM213 63V62H212ZM211 63V64H212ZM1 64V63H0ZM9 64V63H8ZM17 64V63H16ZM108 64H106L108 66ZM162 64V62H161ZM185 64V63H184ZM196 64V63H195ZM205 66L206 63H204ZM203 64V66H204ZM209 64V66L211 65ZM226 64V63H225ZM32 65V63H31ZM53 65V63H52ZM59 65V63H58ZM65 65V64H63ZM79 65V64H78ZM84 65V64H83ZM96 65H98L96 63ZM128 65V64H127ZM197 65V64H196ZM200 65V64H199ZM198 65V66H199ZM202 65V64H201ZM200 65V68L202 67ZM214 65V64H212ZM216 65V64H215ZM214 65V66H215ZM61 66V65H60ZM68 66V65H66ZM95 66V65H94ZM93 66V67H94ZM99 66V65H98ZM97 66V67H98ZM191 66V65H190ZM189 66V67H190ZM218 66V64L216 65V67ZM19 67V66H18ZM34 67V66H33ZM39 67V66H38ZM104 67V66H103ZM211 67V66H210ZM219 67V66H218ZM217 67V69H218ZM1 68V67H0ZM12 68V67H11ZM16 68V67H15ZM28 68V67H27ZM35 68V67H34ZM33 68V69H34ZM37 68V67H36ZM52 68V67H51ZM71 68V67H70ZM74 68V67H73ZM87 68V67H86ZM92 68V67H91ZM199 68V69H200ZM207 68V67H206ZM205 68V69H206ZM215 67L211 68L212 70ZM63 69V68H62ZM198 69V67H197ZM203 69V67L201 68ZM208 71L209 67L207 68ZM206 69V71H207ZM2 70V69H1ZM37 70V69H36ZM39 70V69H38ZM55 70V69H54ZM60 70V69H59ZM91 70V69H90ZM103 70V69H102ZM216 70V69H215ZM213 70V71H215ZM5 71V70H4ZM33 71V70H32ZM56 71V70H55ZM61 71V70H60ZM74 71V70H73ZM72 71V73H73ZM88 71V70H87ZM99 71V70H98ZM198 71V70H196ZM195 71V72H196ZM207 71V72H208ZM212 71V72H213ZM220 71V70H219ZM239 71V70H237ZM15 72V71H14ZM34 72V71H33ZM46 72V71H44ZM77 72V71H76ZM90 72V71H89ZM194 72V73H195ZM205 72V71H203ZM235 72V71H234ZM17 73V72H16ZM20 73V72H19ZM32 73V72H31ZM36 73V72H35ZM40 73V72H39ZM104 73V72H103ZM158 73H160L159 75V80L155 83H153L152 78ZM193 73V74H194ZM215 73V72H213ZM215 73V74H216ZM238 73V72H237ZM3 74V72H2ZM26 74V72H25ZM29 74V73H28ZM37 74V73H36ZM98 74V73H97ZM189 74V73H188ZM192 74V75H193ZM236 74V72H235ZM246 74V73H245ZM245 74H243L245 76ZM4 75V74H3ZM14 75V74H13ZM35 75V74H34ZM39 75V74H38ZM41 75V74H40ZM46 75V74H45ZM96 75V74H95ZM199 75V74H198ZM239 75V74H238ZM248 75V74H247ZM260 75V74H258ZM5 76V75H4ZM27 76V75H26ZM29 76V75H28ZM43 76V75H42ZM105 76V75H104ZM133 76H143L142 79H139L136 81L135 84H130V82L128 81L129 77H133ZM174 76V77H172ZM240 76V75H239ZM19 77V76H18ZM33 77V76H32ZM46 77V76H44ZM101 77V76H100ZM99 77V78H100ZM108 81L109 78L111 79V76H108ZM198 77V76H197ZM249 77V76H248ZM247 77V78H248ZM1 78V77H0ZM6 78V77H5ZM21 78V77H20ZM92 78V77H91ZM102 78V77H101ZM106 78V77H105ZM114 78V77H113ZM183 78V79H182ZM235 78V77H234ZM237 78V76H236ZM235 78V80H236ZM244 78V77H243ZM254 78V77H253ZM19 79V78H18ZM17 79V80H18ZM43 79V78H42ZM46 79V78H45ZM57 79V78H56ZM95 79V77H94ZM93 79V80H94ZM107 79V78H106ZM239 79V78H237ZM4 80V79H3ZM47 80V79H46ZM49 80V79H48ZM51 80V79H50ZM96 80V79H95ZM114 80V79H113ZM223 80V79H222ZM221 80V81H222ZM234 80V81H235ZM242 80V79H241ZM248 80V79H247ZM38 81V80H37ZM52 81V80H51ZM65 81V80H64ZM98 81V80H97ZM115 81V80H114ZM133 81V80H132ZM224 81V80H223ZM245 81V80H244ZM7 82V81H5ZM14 82V81H13ZM100 82V81H99ZM112 82V80H111ZM111 82L109 84H111ZM259 82V81H258ZM12 83V82H11ZM18 83V82H16ZM27 83V82H26ZM51 83V82H50ZM49 83V84H50ZM106 83V82H105ZM114 83V82H113ZM229 83V82H228ZM231 83V82H230ZM246 83V81H245ZM244 83V84H245ZM10 84V83H9ZM28 84V83H27ZM56 84V83H55ZM61 84V83H60ZM115 84V83H114ZM115 84V85H117ZM227 84V83H226ZM250 84V83H249ZM21 85V84H20ZM59 85V84H58ZM113 85V84H112ZM225 85V84H224ZM229 85V84H228ZM235 85V84H233ZM240 85H243V83L241 82ZM248 85V84H246ZM253 85V84H252ZM51 86V85H50ZM223 86V85H222ZM220 86V87H222ZM226 86V85H225ZM257 86V85H256ZM15 87V86H13ZM71 87V86H69ZM77 87V86H76ZM108 87V86H107ZM115 87V86H114ZM191 87L195 88L194 92L191 90ZM227 87V86H226ZM231 87V85H230ZM229 87V88H230ZM241 87V86H240ZM239 87V88H240ZM1 88V86H0ZM6 88V87H5ZM10 88V87H9ZM64 88V87H63ZM98 88V87H97ZM117 88V87H116ZM192 88V89H193ZM212 88V89H211ZM223 88V87H222ZM245 88V87H244ZM243 88V89H244ZM31 89V88H30ZM47 89V88H46ZM60 89V88H59ZM113 89V88H112ZM221 89V88H219ZM226 88H223V90ZM228 89V88H227ZM226 89V90H227ZM247 89V88H246ZM1 90V89H0ZM6 90V89H5ZM4 90V91H5ZM11 90V89H10ZM15 90V89H14ZM21 90V89H20ZM117 90V89H116ZM207 90V89H204ZM239 90V89H238ZM3 91V92H4ZM48 91V90H47ZM52 91V90H51ZM65 91V90H64ZM115 91V90H114ZM213 91V92H212ZM237 91V90H236ZM24 92V91H23ZM30 92V91H29ZM107 92V91H106ZM111 92V91H110ZM117 92V91H116ZM203 92V90H202ZM220 92V91H219ZM235 92V91H234ZM247 92V91H246ZM1 93V92H0ZM204 93V92H203ZM206 93V92H205ZM204 93V94H205ZM223 93V92H222ZM221 93V94H222ZM11 94V93H10ZM13 94V92H12ZM52 94V93H51ZM1 95V94H0ZM3 95V93H2ZM1 95V96H2ZM20 95V94H19ZM114 95L115 94L114 92ZM209 95V94H207ZM224 95V94H222ZM228 94H225V96ZM7 96V95H6ZM14 96V95H13ZM211 96V97H212ZM219 97H217V99H220V95H218ZM229 96V95H228ZM5 97V96H4ZM115 97V96H114ZM207 97V96H206ZM22 98V97H21ZM104 98V97H103ZM227 98V97H226ZM224 98V99H226ZM8 99V98H6ZM13 99V98H12ZM23 99V98H22ZM118 99V98H117ZM211 99V98H210ZM209 99V100H210ZM216 99V98H215ZM223 99V97H222ZM232 99V98H231ZM4 100V99H3ZM112 100V99H111ZM208 100V101H209ZM213 100V99H212ZM211 100V101H212ZM5 101V100H4ZM3 101V102H4ZM9 101V100H8ZM114 101V100H113ZM205 101V99H204ZM216 101V100H215ZM220 101V100H219ZM223 101V100H222ZM221 101V102H222ZM225 101V100H224ZM227 101V100H226ZM230 101V100H229ZM1 102V101H0ZM11 102V100H10ZM16 103V101H14ZM109 102V101H108ZM8 104H11L9 102H7ZM21 103V102H20ZM112 103V102H111ZM116 103V102H115ZM118 103V102H117ZM217 103V102H216ZM224 103V102H223ZM7 104V106H8ZM109 104V103H107ZM241 104V103H240ZM22 105V104H21ZM32 105V104H31ZM203 105V104H202ZM209 105V104H207ZM212 105V104H211ZM216 105V104H215ZM222 105V103L220 104V106ZM245 105V104H243ZM3 106V105H2ZM6 105H4L3 107L5 108ZM6 106V108H7ZM13 106V105H11ZM20 106V104H19ZM103 106V105H101ZM115 106V105H114ZM220 106H218L220 108ZM240 106V105H239ZM256 106V105H254ZM253 106V107H254ZM16 107V106H15ZM23 107V105L21 106V108ZM26 107V105H25ZM33 107V106H32ZM31 107V108H32ZM105 107V106H104ZM108 107V106H106ZM113 109V106H110ZM109 107V109H110ZM217 107V105H216ZM238 107V106H237ZM263 107V106H262ZM3 108V110H4ZM9 109H11L12 107H8ZM7 108V109H8ZM18 108V107H17ZM24 108V107H23ZM76 108V107H75ZM101 108V107H100ZM123 108V107H122ZM200 108V107H198ZM212 108V110H211ZM260 108V107H259ZM8 109V111H9ZM41 109V108H40ZM107 109V108H106ZM103 108V110L105 111H109ZM201 109H204L203 107ZM218 109V108H217ZM222 109V108H221ZM234 109V108H233ZM256 109V108H255ZM261 109V108H260ZM264 109V108H263ZM13 110V108H12ZM25 110V109H24ZM36 110V109H34ZM100 110V109H99ZM125 110V109H124ZM241 110V109H240ZM246 110V109H245ZM243 109V111H245ZM7 111V110H6ZM7 111V112H8ZM18 111V110H17ZM17 111L15 110V114L17 113ZM40 111V110H38ZM37 111V112H38ZM102 111V110H101ZM100 111V112H101ZM113 111V110H112ZM205 111V110H204ZM221 111V110H219ZM217 111V112H219ZM224 111V110H223ZM264 111V110H263ZM3 112V111H2ZM13 112V111H12ZM10 112V114L12 113ZM21 112V111H20ZM23 112V110H22ZM25 112V111H24ZM80 112V111H79ZM78 112V113H79ZM99 112V113H100ZM111 112V111H110ZM131 112V111H130ZM129 112V113H130ZM215 112V113H214ZM238 112V111H237ZM260 112V111H259ZM28 113V112H27ZM40 114V112H38ZM38 113H35L38 115ZM83 113V112H82ZM98 112H96L97 114ZM98 113V114H99ZM104 113V112H101ZM100 113V114H101ZM107 113V112H106ZM202 113V112H201ZM205 113V112H203ZM8 114V113H7ZM18 114V113H17ZM32 114V113H31ZM29 117V120L31 118L32 120V116L35 115H31ZM88 114V113H87ZM117 114V113H116ZM115 114V115H116ZM134 114V113H133ZM136 114V113H135ZM1 115V114H0ZM4 115V114H3ZM20 115V114H19ZM29 115V114H28ZM36 115V116H37ZM42 115V114H41ZM76 115V114H75ZM105 115V114H104ZM118 115V114H117ZM116 115V116H117ZM2 116V115H1ZM7 116V115H6ZM27 115L24 116V118ZM95 116V115H94ZM125 116V115H124ZM10 117V116H8ZM18 117V115H17ZM23 117V116H22ZM40 117V116H39ZM37 117V118H39ZM74 117V116H73ZM97 117V116H96ZM95 117V118H96ZM100 119V115L98 116ZM97 117V118H98ZM120 117V116H118ZM262 117V116H261ZM15 117H13L14 119ZM19 118V117H18ZM17 118V119H18ZM21 118V117H20ZM19 118V119H20ZM79 118V117H78ZM82 118V117H81ZM96 118V120H97ZM109 118V117H108ZM125 118V117H124ZM123 118V119H124ZM16 119V120H17ZM72 119V118H71ZM121 119V118H120ZM137 119V118H136ZM140 119V118H139ZM15 120V119H14ZM13 120V121H14ZM15 120V121H16ZM29 120L27 121L28 123L27 126L29 128L31 120L29 122ZM78 120V119H77ZM90 120V119H89ZM95 120V119H92ZM10 121V119H9ZM12 118L11 121L8 122V124H1V119H0V154H4L6 155V158L9 162H13L17 159H23V155H21L20 149L22 150H27L28 152L31 149V145L32 142L31 140L33 139V136H35L34 134H32L31 138H27L25 137L23 134H19L18 136H15L12 134V132L9 130V123L13 122ZM20 121L22 122V120L20 119ZM26 121V120H24ZM37 121V120H36ZM104 121V120H103ZM109 121V120H108ZM115 121H117V117L115 119ZM143 121V122H144ZM19 122V121H18ZM47 122V121H46ZM139 122V121H138ZM138 122H136L138 124ZM141 122V121H140ZM148 122V123H146ZM6 123V121L4 122ZM17 123V122H16ZM37 123V122H35ZM59 123V122H58ZM65 123V122H64ZM63 123V124H64ZM82 123V122H81ZM80 123V124H81ZM133 123V121H132ZM14 124V123H13ZM22 124V123H20ZM34 124V123H33ZM43 124V123H42ZM41 124V125H42ZM47 124V123H45ZM67 124V123H66ZM86 124V123H85ZM99 124V123H98ZM134 124V123H133ZM132 124V125H133ZM141 124V123H140ZM32 125V124H31ZM36 125V124H35ZM38 125V124H37ZM36 125V126H37ZM44 125V124H43ZM70 125V124H68ZM122 125V124H121ZM127 125V124H126ZM132 125H128V126H132ZM148 125V126H149ZM22 126V125H21ZM20 126V127H21ZM25 128V122L23 124ZM34 126V125H32ZM39 126V125H38ZM60 126V125H59ZM64 126V125H63ZM67 126V125H66ZM76 126V124H75ZM89 126V125H88ZM92 126V125H91ZM115 126V125H114ZM124 126V125H123ZM122 126V127H123ZM150 126V127H151ZM19 127V125L17 126ZM69 127V126H67ZM125 127V126H124ZM143 127H146L145 125ZM13 128V127H12ZM65 128V126H64ZM71 130V127H69ZM68 128V129H69ZM111 128V127H110ZM129 128V127H127ZM152 128V127H151ZM37 129V127H36ZM41 129V128H40ZM90 129V128H88ZM96 130L98 128H95ZM125 129V128H124ZM131 129V128H129ZM12 130V129H11ZM23 130V129H22ZM29 130V129H28ZM42 130V129H41ZM57 130V129H55ZM64 130V129H63ZM128 130V129H127ZM24 131V130H23ZM31 131V128H30ZM29 131V132H30ZM34 131V130H33ZM65 131H68L67 129ZM123 131V130H122ZM121 131V132H122ZM151 131V130H150ZM27 133V132H26ZM33 133V132H31ZM42 133V132H41ZM44 133V132H43ZM72 133V132H71ZM123 133V132H122ZM153 133V132H152ZM155 133V134H156ZM39 134V133H38ZM37 134V135H38ZM107 134V133H106ZM119 134V133H118ZM125 130H124V133ZM23 135V136H22ZM43 135V134H42ZM46 135V134H45ZM44 135V136H45ZM56 135V134H55ZM74 135V134H73ZM72 135V136H73ZM121 135V134H120ZM128 134L124 135L123 138L127 137ZM40 136V135H39ZM50 136V134H49ZM48 136V137H49ZM43 137V136H42ZM59 137H62L61 135ZM157 137V135H156ZM54 139L56 137H53ZM52 138V139H53ZM103 138V137H102ZM122 138V137H121ZM130 138V137H129ZM37 139V138H36ZM43 139V138H40ZM39 139V140H40ZM45 139V138H44ZM51 139V138H49ZM48 139V140H49ZM65 139V138H64ZM158 139V140H159ZM34 140V139H33ZM32 140V141H33ZM47 140V139H46ZM59 140V139H58ZM56 140V141H58ZM61 140V139H60ZM63 140V139H62ZM87 140V139H86ZM95 140V139H94ZM103 140V139H102ZM101 140V141H102ZM126 140V139H125ZM129 140V139H128ZM159 140V141H160ZM2 141L5 142V144L3 143L4 147H2ZM36 141V140H34ZM55 141V140H53ZM52 141V142H53ZM56 141L54 142V144H50L49 148L50 151L49 152H55L56 151H60L63 150L64 147L63 146H59L60 144L56 143ZM67 142V140H65ZM91 141V140H90ZM106 141V140H105ZM263 141V142H262ZM50 142V141H49ZM64 142V143H66ZM71 142V141H70ZM81 142V141H80ZM89 142V141H88ZM93 142V141H92ZM91 142V143H92ZM98 142V141H96ZM100 142V141H99ZM37 143V141H36ZM41 143V142H40ZM84 143V142H83ZM35 144V143H34ZM33 144V145H34ZM39 144V142H38ZM45 144V143H44ZM81 144V143H80ZM85 144V143H84ZM114 144V143H113ZM127 144V143H126ZM19 145L20 149L17 148V146ZM64 145V144H63ZM77 145V144H76ZM93 145V144H92ZM96 144H94L95 146ZM100 145V144H99ZM41 146V144H40ZM47 146V143H46ZM66 146V145H65ZM68 146L69 143H68ZM66 146V148L68 147ZM73 146V145H71ZM75 146V144H74ZM84 146V145H82ZM81 146V147H82ZM86 146V145H85ZM88 146V145H87ZM102 146V145H101ZM113 146V145H112ZM154 146V145H153ZM42 147V146H41ZM44 147V146H43ZM79 148V145L76 146ZM89 147V146H88ZM107 147V145H106ZM156 147V146H155ZM4 148V149H3ZM33 148V146H32ZM69 148V147H68ZM75 148V147H74ZM72 148V150L74 149ZM76 148V150L78 149ZM94 148V147H93ZM92 148V149H93ZM104 148V147H103ZM120 148V147H119ZM124 148V147H122ZM81 149V148H80ZM98 149V148H97ZM140 149V148H139ZM17 151V154H14L12 152ZM67 150V149H66ZM68 150H71L70 148ZM83 150V149H82ZM80 150V151H82ZM88 150V149H87ZM104 150V149H102ZM107 150V148H106ZM109 150V148H108ZM79 151V150H78ZM78 151L76 153H78ZM85 151V150H83ZM101 151V150H100ZM112 151V150H111ZM110 151V152H111ZM11 152V153H10ZM32 152V151H30ZM69 152V151H68ZM67 152V153H68ZM71 152V151H70ZM90 152V151H89ZM96 152V151H94ZM115 155L114 158H112L111 160L114 159V163H119L120 164V158H121V154L118 153V151H114ZM138 152V151H137ZM146 152V151H145ZM66 153V154H67ZM91 153V152H90ZM99 153L100 152H96ZM103 153V152H101ZM108 153V152H106ZM160 153V152H159ZM13 154V155H10ZM28 154V153H27ZM52 154V153H51ZM65 154V153H63ZM70 154V153H69ZM95 154V153H94ZM131 154V153H130ZM136 154V152H135ZM156 154V155H155ZM34 155V154H33ZM56 155V154H55ZM54 155V156H55ZM87 155V153H86ZM96 155V154H95ZM105 155V154H104ZM144 155V154H143ZM153 155H155L156 159L158 158L159 154L157 153V151H153ZM173 155V156H172ZM51 156V155H50ZM87 156H92L91 155H87ZM98 156V155H97ZM148 156V155H147ZM151 156V155H150ZM53 157V156H52ZM57 157V155H56ZM68 157V156H67ZM104 157V156H103ZM101 157V158H103ZM109 157V156H108ZM132 157V156H131ZM48 156L47 154H41L40 158H34L31 162L34 169V175L36 174V176L39 178V181L41 183V186L43 187V189H45V191L48 192V195H52V196H56V192L58 191V181L55 180V178H57L56 176L58 175L55 169L56 164L58 165H62L60 164L61 161L56 162V164H53L50 162V160H48ZM51 158V157H50ZM55 158V157H54ZM98 158V157H97ZM130 158V156H129ZM81 159V158H80ZM89 159V158H88ZM92 159V157H91ZM90 159V161H91ZM94 159V158H93ZM110 159V158H109ZM131 159V158H130ZM129 159V160H130ZM163 159V158H162ZM166 159V158H165ZM53 160V158H52ZM51 160V161H52ZM68 160V159H67ZM110 160V161H111ZM128 160V161H129ZM146 160V159H145ZM29 161V159H28ZM98 161V160H97ZM104 161V160H103ZM109 161V162H110ZM123 161V160H122ZM127 161V160H125ZM141 161V160H140ZM140 161H138V166H143L146 165V163L142 164ZM168 161V159H167ZM81 162V161H80ZM94 162V160L92 161ZM112 162V161H111ZM29 163V162H28ZM62 163V162H61ZM67 163V162H66ZM89 163V162H88ZM95 163V162H94ZM129 163V162H128ZM134 163V162H133ZM158 163V162H157ZM160 163V162H159ZM14 164V163H13ZM75 164V163H74ZM73 164V165H74ZM78 164V163H77ZM93 164V163H92ZM96 165H98L97 163H95ZM109 164V163H106ZM112 164V163H110ZM123 164V163H122ZM22 165V162H21ZM26 165V164H25ZM28 165V164H27ZM65 165V164H63ZM81 165V164H80ZM88 165V164H87ZM95 165V166H96ZM155 165V164H154ZM78 166V165H77ZM92 167V165H90ZM109 166V165H108ZM121 166L120 172H118L116 179H114V182L109 181V179L106 178L104 179V181H99V183L101 184L98 188L99 190L97 191V193L93 194L91 193L92 191H90V193L87 195V198H90L89 201H94L97 198H104L103 194H107L108 192L110 193V197L107 196V198L111 199L110 201H114V198H118V197H123L124 199L128 196L129 192H130V188L132 186L131 182L136 176L137 172H130L129 170L127 171L126 168L128 167V164L123 165H119ZM70 167V166H69ZM112 167V166H111ZM145 167V166H144ZM72 168V167H71ZM89 168V167H88ZM93 168V167H92ZM59 169V168H58ZM63 169V168H62ZM65 169V168H64ZM86 169V167H85ZM84 169V170H85ZM131 169V168H130ZM22 170V169H21ZM30 170V169H29ZM28 170V171H29ZM104 170V167H103ZM69 171V170H68ZM76 171V170H75ZM89 171V170H88ZM88 171L87 174H88ZM133 171V170H132ZM142 171V170H141ZM180 171V170H179ZM25 172V170H24ZM33 172V171H32ZM78 172V171H77ZM27 173V172H26ZM61 173V172H60ZM63 173V172H62ZM163 173V172H162ZM161 173V174H162ZM177 173V172H176ZM25 174V173H24ZM23 174V175H24ZM68 174V173H65ZM70 174V173H69ZM96 174V173H95ZM103 174V173H102ZM144 174V173H143ZM22 175V176H23ZM30 175V172H29ZM32 175V174H31ZM64 175V174H63ZM109 175V174H108ZM158 175V174H157ZM27 176V175H26ZM100 176V175H99ZM101 179V177H99ZM104 176V175H103ZM149 176V175H148ZM184 176V178H183ZM33 177V176H31ZM77 177V175H76ZM83 177V176H82ZM85 177V176H84ZM93 177V176H92ZM167 177V176H166ZM169 177V176H168ZM173 177V176H171ZM34 178V177H33ZM66 178V177H65ZM78 178V177H77ZM103 178V177H102ZM162 178V177H161ZM20 179V178H19ZM23 179V178H22ZM35 179V178H34ZM33 179V181H34ZM60 179V178H58ZM67 179V178H66ZM91 179V178H90ZM93 179H96V177L94 176ZM99 179V180H100ZM153 179V178H152ZM158 179V178H157ZM163 180V179H162ZM23 181V180H22ZM26 181V180H25ZM157 181V180H156ZM24 182V181H23ZM31 182V181H30ZM38 182V181H37ZM54 182H56V185H54ZM158 182V181H157ZM190 182V181H189ZM74 183V182H73ZM89 183V182H88ZM98 183L95 181H92L90 184H92V187L94 184ZM177 183V182H176ZM183 183V182H182ZM192 183V182H191ZM29 184V183H28ZM34 184H38L35 183ZM152 184V183H151ZM185 184V183H184ZM30 185V184H29ZM31 185H33L31 183ZM70 185V184H69ZM89 185V184H88ZM87 185V186H88ZM98 185V184H97ZM153 185V184H152ZM183 185V184H182ZM189 185V184H188ZM91 186V185H90ZM180 186V185H178ZM40 187V185H39ZM91 187V188H92ZM186 187V186H185ZM184 187V188H185ZM190 187H192L190 185ZM197 187V186H196ZM78 188V187H77ZM90 188V189H91ZM94 188V187H93ZM96 188V187H95ZM97 188V189H98ZM182 188V186H181ZM190 189V188H189ZM200 189V187H199ZM202 189V188H201ZM80 190V189H79ZM84 190V189H83ZM147 191V190H146ZM171 191V190H170ZM173 191H176L173 190ZM197 191V190H196ZM59 192V191H58ZM57 192V193H58ZM84 192V191H83ZM82 192V193H83ZM107 192V193H106ZM177 193L179 191H176ZM191 192V191H190ZM200 192V191H199ZM1 193V192H0ZM154 193V195H155ZM205 193V192H204ZM61 194V193H60ZM84 194V193H83ZM86 194V193H85ZM173 194V193H172ZM171 194V195H172ZM62 195L61 196H57L54 198V200H56L58 202V197L59 199H62ZM169 195L166 193V196ZM192 195V194H191ZM199 195V194H198ZM175 196V195H174ZM173 196V197H174ZM4 197V196H3ZM2 197V199H3ZM51 197V196H50ZM162 197V196H161ZM172 197V198H173ZM186 197V196H185ZM196 197H200V196H196ZM206 197V196H205ZM210 197V196H209ZM1 198V197H0ZM106 198V199H107ZM164 198V197H163ZM166 198V197H165ZM170 198V197H169ZM176 198V197H175ZM174 198V199H175ZM187 198V197H186ZM53 199V198H52ZM60 199V200H61ZM85 199V198H84ZM143 199V198H142ZM157 199V195L154 196V200ZM162 199V198H161ZM177 199V198H176ZM179 199V198H178ZM196 199V198H195ZM87 200V199H86ZM108 200V199H107ZM119 200V199H118ZM127 200V199H126ZM158 200V199H157ZM167 200V199H166ZM187 200V199H185ZM198 200V199H197ZM203 200V199H202ZM6 200H4L5 202ZM41 201V200H40ZM71 201V200H70ZM109 201V200H108ZM123 201V200H122ZM130 201V200H129ZM149 201V200H148ZM176 201V200H175ZM189 201V200H188ZM200 201V200H199ZM205 201V200H204ZM64 202V201H63ZM82 202V201H81ZM124 202V201H123ZM159 201H157L156 203H158ZM190 202V201H189ZM214 202V201H213ZM10 203V202H8ZM95 203V201H94ZM206 203V202H205ZM62 204V203H61ZM85 204V203H84ZM90 204V203H89ZM218 204V203H217ZM216 204V205H217ZM71 205V203H70ZM197 205V203H196ZM209 205V204H207ZM94 206V205H93ZM158 206V205H157ZM160 206V205H159ZM166 206V205H165ZM190 206V204H189ZM205 206V205H204ZM203 206V207H204ZM219 206V205H218ZM224 206V205H223ZM10 207V206H9ZM12 207V206H11ZM16 208V206H14ZM131 205H130V209H131ZM141 207V206H140ZM202 207V206H201ZM211 207V206H210ZM213 207V206H212ZM227 207V206H226ZM159 208V207H158ZM162 208V207H161ZM199 208V207H198ZM206 208V207H205ZM218 208V207H217ZM228 208V207H227ZM79 209V208H78ZM150 209V207H149ZM209 209V208H208ZM215 209V208H214ZM224 209V208H223ZM232 211V208H230ZM60 211H62V213H58L59 215H61L63 218H65L66 220L71 216L72 214V209L71 207H65V204L63 205L62 209H59ZM101 210V209H100ZM158 210V209H157ZM18 211V210H17ZM137 211V217L142 221H144V219H147L148 217H151L148 215V217H144L146 215L145 208L140 209V210H136ZM187 211V210H186ZM214 211V210H213ZM229 210V212H231ZM75 212V211H74ZM130 212V211H129ZM202 212V211H201ZM219 212V211H218ZM234 212V211H233ZM135 213V212H134ZM209 213V212H208ZM207 213V214H208ZM212 213V212H211ZM217 213V212H216ZM244 213V212H243ZM25 214V213H24ZM74 214V213H73ZM77 214V213H76ZM154 214V213H153ZM214 214V213H213ZM211 214V215H213ZM225 214V213H224ZM233 214H236L235 212ZM14 215V214H12ZM16 215V213H15ZM18 215V214H17ZM22 215V214H21ZM19 215V216H21ZM26 215V214H25ZM59 215L54 216V218L51 217V219H49V223L50 224H55V220L59 219ZM78 215V214H77ZM77 215H76V219H77ZM210 215V214H208ZM216 215V214H215ZM134 216V215H133ZM147 216V215H146ZM202 216V215H201ZM217 216V215H216ZM246 216V215H245ZM249 216V217H250ZM17 218V216H15ZM45 217V216H43ZM50 217V216H49ZM114 217V216H113ZM136 217V216H135ZM244 217V216H243ZM14 218V216H13ZM20 218V217H18ZM17 218V219H18ZM23 218V217H22ZM26 218V217H25ZM28 218V217H27ZM46 218V217H45ZM137 221H140L138 220ZM204 218V216H203ZM202 218V219H203ZM206 218V217H205ZM209 218V217H207ZM9 219V212L7 209L2 208L0 209V261H2L0 264H71L70 262H65V260L57 258L55 256H51V255H55L53 252H51V255H49L47 252V248L50 247V243L51 242H47L43 240L42 236L40 235H36L33 237H29V239H25L26 236H22L20 231H19V225L18 224H13L12 222L8 221ZM15 219V218H14ZM29 219V218H28ZM43 219V218H42ZM71 219V218H70ZM69 219V220H70ZM74 219V218H73ZM113 219V218H112ZM125 219V218H124ZM151 219V218H150ZM200 220V219H199ZM215 220V219H214ZM25 221V220H23ZM22 221V222H23ZM42 221V220H41ZM68 221V220H67ZM140 221V222H141ZM149 221V220H148ZM16 222V221H14ZM19 222V221H18ZM26 222V221H25ZM74 222V221H73ZM72 222V223H73ZM110 224H112V226L110 228L107 227L108 231L111 230L112 228V232H120V235L123 234L124 232H126L127 234V228L125 227V225L122 224H118L119 222H122V219H117L116 221H108ZM131 222V221H130ZM204 222V221H203ZM251 222V221H250ZM137 223V222H136ZM143 223V222H142ZM142 223H140L142 225ZM145 223V222H144ZM147 223V222H146ZM145 223V224H146ZM252 223V222H251ZM45 224V223H44ZM47 224H48V220H47ZM57 224V222H56ZM144 224V225H145ZM253 224V223H252ZM42 225V224H41ZM66 225V224H65ZM80 225V224H79ZM104 225V224H103ZM108 225V224H107ZM134 225V224H133ZM76 226V225H75ZM131 226V225H130ZM139 226V225H138ZM150 226V225H149ZM55 227V226H54ZM72 227V226H71ZM104 227V226H103ZM128 227V226H127ZM136 227V226H135ZM145 227V226H144ZM147 227V226H146ZM23 228V227H22ZM52 228V225H51ZM57 228V226H56ZM61 228V227H60ZM64 228V227H63ZM68 228V227H67ZM73 228V227H72ZM29 229V228H28ZM75 229V228H74ZM100 229V228H99ZM130 229V228H129ZM145 229V228H144ZM147 229V228H146ZM78 230V229H77ZM136 230V229H135ZM25 231V230H24ZM67 231V229H66ZM130 231V230H129ZM134 231V229H133ZM138 231V229H137ZM142 231V230H141ZM140 231V233H141ZM259 231V230H258ZM55 232V231H54ZM80 232V231H79ZM29 233V232H28ZM34 233V232H33ZM39 233V232H38ZM61 233V231H60ZM130 232H128L129 234ZM132 233V231H131ZM262 233V234H263ZM35 234V233H34ZM139 234V233H138ZM43 235V234H42ZM58 235V234H57ZM63 235L66 236V234L63 233ZM62 235V236H63ZM133 235V234H132ZM149 236H151L150 234H148ZM146 235V237L148 236ZM30 236V235H29ZM56 236V235H55ZM123 236H125L123 234ZM136 236V235H135ZM141 236V235H140ZM138 235V237H140ZM197 236V235H196ZM120 237V236H119ZM118 237V238H119ZM130 237V236H129ZM132 237V236H131ZM145 237V238H146ZM261 237V236H260ZM66 238V237H65ZM110 232H106L105 235L103 237H101L100 241H108V239H110ZM118 238L117 242H118ZM61 239V238H60ZM64 239V237H63ZM142 239L144 240V238L142 237ZM53 240V238H52ZM140 239L137 238L138 242ZM49 241V240H48ZM55 241V240H54ZM64 241V240H63ZM111 241V240H110ZM122 241V240H121ZM129 241V240H128ZM150 241V240H149ZM53 242V241H52ZM116 242V241H115ZM141 242V241H139ZM138 242V243H139ZM148 242V240L146 241ZM25 243H28V246H26ZM53 243H56L53 242ZM61 243V242H60ZM58 243V244H60ZM130 243V242H129ZM150 243V242H149ZM114 243H112L113 245ZM118 244V243H117ZM120 244V243H119ZM123 244V243H122ZM61 245V244H60ZM150 245V244H149ZM199 245V244H198ZM59 246V245H58ZM116 246V245H115ZM118 246V245H117ZM205 246V245H204ZM65 247V246H64ZM138 247V246H137ZM52 248V247H51ZM60 248V247H59ZM103 248V246H97L96 249L99 250ZM109 248V247H108ZM205 248V247H204ZM262 248V247H261ZM56 249V247H55ZM58 249V248H57ZM61 249V248H60ZM200 249V248H199ZM49 250V248H48ZM54 250V249H53ZM52 250V251H53ZM106 250V249H105ZM151 250V249H150ZM51 251V250H50ZM118 251V250H117ZM138 251V250H137ZM143 251V250H142ZM58 252V250H57ZM146 252V251H145ZM53 253V254H52ZM150 253V252H149ZM64 254V253H63ZM107 254V252H101L96 258L98 260H101L102 257H104ZM153 254V253H152ZM58 255V254H57ZM56 255V256H57ZM61 255V254H60ZM147 255V259L149 261H152L150 257V254H146ZM136 256V255H135ZM155 256V255H154ZM157 256V255H156ZM63 257V256H62ZM71 258V257H70ZM140 258V257H138ZM160 258V257H159ZM161 259V258H160ZM96 260V259H95ZM112 260V259H111ZM102 262V261H101ZM166 262V261H165ZM170 262V261H168ZM173 262V261H171ZM170 262V263H171ZM151 264H156L155 262L152 261Z\"/></svg>","mask_w":264,"mask_h":264}]
</instances>
